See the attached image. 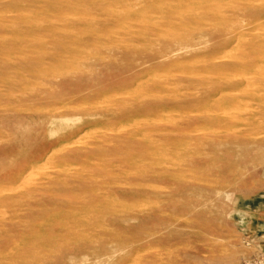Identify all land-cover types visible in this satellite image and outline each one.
<instances>
[{
  "label": "rangeland",
  "instance_id": "obj_1",
  "mask_svg": "<svg viewBox=\"0 0 264 264\" xmlns=\"http://www.w3.org/2000/svg\"><path fill=\"white\" fill-rule=\"evenodd\" d=\"M0 264H264V0H0Z\"/></svg>",
  "mask_w": 264,
  "mask_h": 264
},
{
  "label": "bare ground",
  "instance_id": "obj_2",
  "mask_svg": "<svg viewBox=\"0 0 264 264\" xmlns=\"http://www.w3.org/2000/svg\"><path fill=\"white\" fill-rule=\"evenodd\" d=\"M131 8H133V7H131ZM129 9V8H128ZM131 10V9H130ZM136 10H137V8H136ZM135 10V11H136ZM134 11V10H133ZM133 11H132V13H133ZM136 13V12H135ZM124 15H125V13H123ZM137 14V13H136ZM131 15V14H130ZM128 16V15H127ZM133 16H134V14H133ZM67 21V20H66ZM70 21V20H69ZM66 23H68V22H66ZM41 27V26H40ZM245 79V78H244ZM245 82H247V80H244ZM226 82V81H225ZM229 82V81H228ZM226 84V83H225ZM225 84H224V86H225ZM231 84V83H230ZM232 84H235V83H233V81H232ZM245 84V83H244ZM248 85V84H247ZM213 88V87H212ZM213 90V89H212ZM220 90V89H219ZM213 95V94H212ZM208 96V95H207ZM206 96V97H207ZM185 100V99H184ZM90 114V113H89ZM86 117V116H85ZM84 118V117H83ZM87 119V118H86ZM188 128L187 129H189L190 130V125L189 126H187ZM196 127V126H195ZM213 142V141H212ZM225 143H226V141H225ZM186 151V150H185ZM180 153H182L183 152V150H182V152L181 151H179ZM184 153V152H183ZM186 155V154H185ZM77 188V187H76ZM66 228V227H65Z\"/></svg>",
  "mask_w": 264,
  "mask_h": 264
}]
</instances>
